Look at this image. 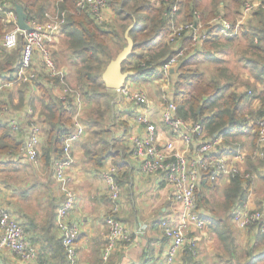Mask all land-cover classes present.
Instances as JSON below:
<instances>
[{
	"label": "crops",
	"instance_id": "obj_1",
	"mask_svg": "<svg viewBox=\"0 0 264 264\" xmlns=\"http://www.w3.org/2000/svg\"><path fill=\"white\" fill-rule=\"evenodd\" d=\"M199 2L202 3L201 0ZM225 4L222 1L221 6L217 7L216 11L218 9H220V12L226 11ZM186 5L184 2L179 11L182 20L190 19L188 18ZM214 7L207 9L206 6H200V14L203 16L200 15L201 18L205 20V18H211L213 14H216L213 13ZM110 10L109 8L108 11ZM251 17L249 16L243 24L242 30L246 37L245 32L251 31L248 22ZM108 22L107 20L106 23ZM246 24H248V27L244 29ZM232 38L234 37L221 35L218 39H215V45L213 43L209 49L206 48V42L195 51L190 48L192 52L190 51L188 56L199 53L202 56L201 59L209 57L220 61L222 59L221 54H225V49L221 50L222 43L224 41L230 43ZM246 40L249 42L248 38ZM165 41L168 42L167 37ZM255 41L258 42V37ZM187 47H190L189 43L184 44V48L187 49ZM246 48L244 49L246 50ZM246 59L255 63L254 68L250 67V70L254 69L255 72L247 73L246 80L257 86L256 90L259 97H247L243 101L241 112L248 106L253 107L258 101L263 105L264 101V74L261 73L260 65L257 67L256 61L252 57ZM160 68L161 66L156 69V74L149 78L140 80L128 78L130 80L126 81L125 85L147 92L151 98V116L157 124L161 136L168 138L171 135L161 120V109L164 102L167 99H172V96L175 95V85L180 67L177 71L173 70L171 72L170 86H165L162 83L164 80L160 78ZM4 76L3 72L1 77L4 78ZM144 83L145 85H143ZM151 83H159L158 88L150 86ZM38 84L47 85L44 81H41V83L17 84L4 90L0 97L1 107L2 105L9 107L7 116L2 117L0 123L11 129L7 119L10 117L18 118L20 132L14 133L12 129L11 132L21 143V146L12 152H0V203L24 225L39 247L40 254L37 259L26 261L10 250L1 249L0 264L57 263V258L54 257L56 253L50 245L55 244L56 239L62 238V229L59 227L57 220V209L61 197L54 175V164H48L43 157L50 128L46 123L45 92ZM240 89L236 88L239 92L244 91ZM52 91L54 96L60 98V89L52 88ZM117 91L120 98L114 103L111 119L109 121L108 118L107 121L105 120L107 122L106 126L112 129V134L109 132L105 137L106 140L112 143L113 153L105 157L101 166L90 158L89 153L96 151L102 145L101 140L104 139L100 138V134L95 133L98 130L97 124L86 122V132L74 144V161L68 170L70 185L77 196L71 217L79 221L81 226V234L77 245L79 264H89L90 261L86 257L90 256L93 251L98 255V260L103 263V251L109 232V226L106 222L108 216H113L123 222L129 239L119 241L106 263L165 264L166 252L171 243L161 233L158 226L159 220L164 217H169L173 221L178 220L184 208L182 203L172 196V188L159 175L147 174L141 170L139 160L131 152L132 143L130 140L131 135L143 131L133 117L134 111L138 108L124 97L120 89ZM245 116L247 121L237 130L225 127L213 135H224V143L227 147L225 152H233L241 148H248L252 152L247 161L248 164H246L248 170L258 173V180L256 179V183L252 182L251 189L242 206L264 210V165L257 166L254 164L253 168L249 165L252 160L259 157L264 161V146L261 149L258 148L257 130L254 121H252V119H255V114ZM32 117L38 121L42 129L39 145V149L42 150L39 158L33 162L27 158L24 152V145L30 129L29 119ZM207 132L210 134L208 129ZM110 168H114L116 177H120L119 183L122 194L117 200L111 198L106 182L105 174ZM231 181L221 177L209 187H202L201 185L199 190H203V195L207 196L211 188L222 186L224 182L228 183L224 191L225 201L222 203L224 205H219L223 212L209 210L207 197L204 204L207 207L204 205L198 207L207 221L206 227L197 228L191 225L187 230L189 236L198 238V253L189 259L186 247L181 248L176 257V264H238L239 262L264 264V229H261L260 226L242 229L233 222L235 211L233 209L235 208L231 207L233 205L228 202L226 196V189ZM240 199L243 198L240 197ZM211 218L222 220V222L212 225V223H209ZM225 222L228 223L231 229L228 230V233L232 234L233 241L232 239H229L228 242L223 241L217 231L224 230L222 225ZM41 249L44 255L41 253ZM232 251L236 252V257L232 256Z\"/></svg>",
	"mask_w": 264,
	"mask_h": 264
},
{
	"label": "built area",
	"instance_id": "obj_2",
	"mask_svg": "<svg viewBox=\"0 0 264 264\" xmlns=\"http://www.w3.org/2000/svg\"><path fill=\"white\" fill-rule=\"evenodd\" d=\"M109 0H78L77 9L90 13L95 22L103 25L107 22ZM264 7V0H245L236 22L223 13H217L203 20L196 10L193 19L182 20L179 16V3L172 6L171 12H166L169 18L170 30L167 40L176 43L183 38H190V48L195 51L202 47L209 37L210 27H218L222 35H238L247 18L257 9ZM0 11L3 12L7 25L13 27L7 30L2 38L6 50H12L21 43V57L13 71L6 73L0 79V97L4 90L17 84L44 81L61 90L60 98L67 102L70 95L75 104L73 121L74 128L62 139V153L54 160V175L61 197L57 209L58 225L62 229V244L71 264H79L78 239L81 234L80 222L72 219L77 196L70 185L68 170L74 161V144L86 132L87 126L83 121L82 112L84 100L79 89L69 81L68 70L60 66L51 49L57 33L62 31L67 21V10H47L45 14L35 15L27 20L30 29H22L18 24L16 7L12 8L7 0H0ZM191 51V52H192ZM186 52L182 46L160 68V78L165 86H170L171 72L179 69L181 56ZM124 97L138 109L134 111L135 122L143 129L142 132L131 135V152L139 160L140 168L147 174L159 175L172 188V196L183 205L178 220L164 217L159 220L161 233L169 239L171 246L166 252L165 264H176V257L181 248L186 247L194 255L198 253V238L189 236L187 230L191 225L205 228L207 221L198 208L197 191L202 185L203 178L218 181L221 177L232 180L242 175L252 152L241 148L233 152H225L223 134L209 136L205 124L201 121L186 119L180 116L178 104L166 100L161 109V120L167 127L171 137L163 138L157 124L151 116V98L145 90L133 89L124 85L120 89ZM252 97V96H251ZM9 107L0 106V121L7 116ZM8 124L14 133L20 132L18 118L10 117ZM30 129L24 145V152L31 161L39 157V145L42 129L34 117L29 119ZM257 130L258 148L264 146V115L252 119ZM235 129V128H234ZM250 177V173H246ZM106 182L113 200L121 197L122 188L116 177L114 168L107 170ZM109 226L103 260L108 261L121 239L128 240L124 224L121 220L108 216ZM233 222L245 229L264 222V210L248 206H239L234 211ZM7 249L26 261L39 257L40 249L31 238L24 225L12 216L11 212L0 203V250Z\"/></svg>",
	"mask_w": 264,
	"mask_h": 264
},
{
	"label": "trees",
	"instance_id": "obj_3",
	"mask_svg": "<svg viewBox=\"0 0 264 264\" xmlns=\"http://www.w3.org/2000/svg\"><path fill=\"white\" fill-rule=\"evenodd\" d=\"M67 1L68 0H61L58 4V8L56 9L60 11L67 10ZM77 1L78 0H76L75 3L72 1L71 3V7L75 8V11L78 10ZM129 1L130 0H122L120 4L121 7L117 9L119 14H125V19H130L129 24L127 23L128 25L126 24L125 26L126 28L134 23V27L131 29L130 35L134 39L135 47L123 66L125 68V65H127L128 70L134 71V74L130 77L131 79L140 80L142 78H149L155 75L156 69L162 66L173 54L177 52L179 48L184 46V42L187 41V44L189 43V37L183 38L175 44L165 41L170 30L169 18L167 17L166 12H171L173 4L176 2H179L180 7H182L185 1L161 0V6L157 7L156 3H153L152 0H134L135 3L131 6L132 10L126 11L125 8ZM199 1L200 0H186L188 18L193 19L195 17L196 10L201 13V4ZM16 2H18L17 4L21 5L27 13V20L32 19L35 15H44L47 9L45 2L39 4L38 0H16ZM110 2L111 0H109V4H111ZM244 2L245 0H230L224 5L226 11L220 12V9L216 11L218 7L216 6L214 7L213 13H223L224 16L233 22H236L238 19V13H240ZM232 6L234 7L232 8ZM11 7L15 8L12 5ZM75 15L77 14H70L67 10V21L64 24L62 31L66 32L69 36L68 43L72 53L76 58L81 60V65L78 67V82L82 85L87 84L90 90L86 92V95L92 96V93H97L98 87H100L99 85H102L103 82L102 79H100V82L98 81L99 76L101 77L102 63L106 62V64H108L112 59L110 58L107 36L109 34H113L114 32L108 30L106 25L105 27L99 26L90 13L86 11H81L80 15ZM214 15L215 14H213V16ZM251 16L252 17L248 20L251 31H247L245 33L249 39L253 53L258 52V55H263L264 59V7L257 9ZM0 21L3 24H6L2 11H0ZM248 24L244 26V29L248 27ZM209 29V37L206 40L207 49L213 45L215 39H218L222 35V32L218 27H210ZM115 35L119 36L117 32L114 36ZM140 35H142V38L139 39ZM256 37H258V42L255 41ZM122 38L125 40L124 33ZM136 48L142 49V51L137 52L135 51ZM201 57L202 56L199 53H195L186 59H182L179 64L180 70L176 81L174 95L176 103L178 104V112L180 116L186 119L203 122L210 133L209 135L212 136L214 133L219 132L225 127H231L237 130L247 121L246 116L239 115L242 110L243 101L247 97H254L256 94V87L247 88L249 91L246 90L242 92L237 91L235 88L229 90L232 82H223L220 75L213 80L208 81L206 79L204 81V71L199 69L184 70V67L189 64L199 62ZM19 59L14 63L11 62L9 58L0 60V79H3V77H1L3 72L4 75H6L7 72L15 69ZM255 61L257 67L260 65L261 73L264 74V62L256 59ZM221 70V74L226 73L225 68H221ZM258 76L261 77L260 75ZM194 77L195 81L193 80ZM199 77L203 82L201 85L198 80H196ZM39 82L41 83V81H37L36 83ZM38 85L41 86V89L45 92L46 123L50 128L43 157L48 164L52 165L54 164L55 158L60 156L62 153L63 137L74 128L73 109L75 108V104L70 95L67 98V102H64L63 99L54 96L52 88L48 83L47 85ZM75 88L79 89L82 96H84L79 85ZM257 97H259V95ZM222 98L224 101L218 102L219 99ZM105 113L106 112L102 110L99 111L97 118H83L84 123L87 122L97 124L98 130L95 131V133L100 134V138L104 139L101 140L102 145L96 151L89 153L90 158L95 160L96 164L99 166L104 163L106 156L113 153L112 143L106 140L105 137L110 131L108 126H106V122H102V119H107ZM261 115H264V101L261 108L255 113L254 118H258ZM20 146L21 143L13 136L11 129L7 125H1L0 123V152H12ZM117 179L120 182V177L117 176ZM214 183L215 181L205 177L202 181V187H209ZM251 185L252 178L248 179L242 175H237L232 179L226 189L227 200L231 205H233L231 207L236 209L245 203L244 201L248 196ZM204 196L203 190L197 191L199 208L202 206L201 200ZM240 197L243 199H240ZM220 222H222V220H216L214 218L209 220V223H212V225H215L216 223L220 224ZM222 226L224 230L217 231L223 241L228 242L229 239H232L233 241V237H231L232 234L228 233V230L230 229L228 223L225 222ZM258 226H260L261 229H264V222H261ZM52 245L50 246L51 248H54L56 253L54 256L57 258L56 264H71L62 244V240L56 239L55 244ZM41 253L43 254L42 249ZM186 253L189 259L194 257V254L188 248ZM232 256L236 257L235 251H232ZM238 264L244 263L239 262Z\"/></svg>",
	"mask_w": 264,
	"mask_h": 264
},
{
	"label": "rangeland",
	"instance_id": "obj_4",
	"mask_svg": "<svg viewBox=\"0 0 264 264\" xmlns=\"http://www.w3.org/2000/svg\"><path fill=\"white\" fill-rule=\"evenodd\" d=\"M12 6L16 7L18 2H16V0H7ZM39 4L44 3L46 4V8L47 10H55L56 8H58V4L60 3L61 0H38ZM72 1L75 3L74 0H68L67 1V10L68 13L72 14H77L80 15L81 11L79 10H74L75 8L71 7V3ZM121 1L122 0H111V4L109 6V8L111 9L110 11H108V23L105 24H101L99 26H107L106 28H108V30H110L111 32H114L113 34H109L107 36V41H108V48H109V53H110V58H115L116 55L127 45V39L125 36V40H123L122 35L124 33H126L127 28L125 27L126 24L130 22V19H125V14H119L117 12V9H119L121 6ZM185 4H186V0ZM202 3L200 6H206L207 9H210L212 7H216V6H221V2L224 1L225 3H228V1L230 0H201ZM153 3H156L157 7L161 6V0H152ZM135 1L134 0H130L128 5L126 6L125 10L126 11H131L132 8L131 6L134 5ZM179 3V2H178ZM114 4V6H113ZM76 7V6H75ZM180 7V4H179ZM234 6H232L233 8ZM181 9V7H180ZM75 15V16H77ZM127 24V25H128ZM13 27L12 24L7 25V24H3L0 21V60L4 59V58H9L11 60V62H15L16 60L19 59L20 55H21V50H22V42L18 45V47L12 49V50H5L3 48L2 45V38L5 34V32L7 30H10ZM118 33L119 36L115 35V33ZM68 34L66 32L61 31L55 38L53 45H51V49L53 51V55L57 61V63L60 66L65 67L68 70L69 73V81L70 83L76 87V86H80L83 92V100L85 101V106L82 112V116L83 118H97L99 111H105V115L107 116V120L109 121V119H111L113 111H114V103L115 101L119 100L120 96L119 93L117 91V89L114 88H108L105 85V82L102 78V74L107 66L106 62L102 63V71H101V77L99 76L98 81L100 82V79H102V85H99L100 87H98V91L97 93H92V96H88L86 95V92L88 90H90L89 86L87 84H80L78 82V67L81 65V60L76 58L74 56V54L72 53L70 47H69V43H68ZM234 38H232L231 42L228 43L227 41H224L222 43V49H225V54H221V60H215V59H210L208 58H202L201 60H199V62L197 63H192L189 64L188 66L184 67V70H195V69H199L201 71H204V81L207 79L208 81L215 79L217 76L220 75V78L223 80V82H232L231 88L229 90L232 89H236V88H241L240 90H248L247 88H254L257 86L255 84L250 83L249 81L246 80V75L247 73H253L255 72L254 69L250 70V67L254 68V64L253 62H249L247 61L246 58L248 57H252L254 60H258V61H263V55H258L257 53H253V49H251V46L248 45L249 42H247L246 40V36L243 33V30H241V32L236 35L233 36ZM142 38V35L139 36V39ZM236 39V40H235ZM235 40V41H234ZM168 41V40H167ZM190 42V41H189ZM186 42H184V44H186ZM221 44V43H220ZM221 47V45H220ZM247 47V48H246ZM246 48V50L244 49ZM249 52H246L248 51ZM137 52L142 51V49L136 48ZM148 51V50H146ZM190 47H187L186 52L184 55L181 56V59H186L189 56L190 53ZM255 51V49H254ZM256 52V51H255ZM220 54V53H218ZM263 54V53H262ZM110 62V61H109ZM257 65V64H256ZM126 70H128L127 65H125ZM221 68H225L226 73L221 74L222 70ZM182 70V69H181ZM248 70V71H246ZM246 72V73H245ZM245 73V74H244ZM245 75V76H243ZM178 79V77H177ZM130 79H128L127 81H129ZM193 80L195 81V77L193 78ZM196 80H198L199 84L201 85L202 79L199 77ZM104 83V85H103ZM163 84H165L164 82H162ZM159 84V83H158ZM157 83H151L150 86L157 87L158 85ZM145 85V83L143 84ZM149 86V88H150ZM175 89H176V85H175ZM249 91V90H248ZM195 92V91H194ZM258 91L256 90V94L254 96H258ZM167 98V97H166ZM252 98H254L252 96ZM256 99V97H255ZM168 100V99H167ZM173 101L176 102V99L172 96ZM259 100V99H258ZM261 101H263L262 98H260ZM224 99H219L218 102H223ZM259 102V103H258ZM254 104L253 107L248 106L244 109V111H242L239 115L240 116H245V115H253L255 114L262 106V104L260 103V101H258ZM1 106V104H0ZM104 115V116H105ZM106 120V121H107ZM102 122H105V119H102ZM107 123V122H106ZM109 128V127H108ZM109 132L112 134V129L109 128ZM225 139V138H224ZM41 148L39 149V154L41 152ZM39 158V157H38ZM259 158H256L255 160H252L250 162V167L253 168L254 164L257 166H262L264 165V161ZM33 162V161H32ZM248 164V163H247ZM247 164L244 166L243 168V172H242V176H244L245 178H252V182L254 181L256 183V179L258 178V173L254 172V171H250L247 168ZM246 173H250L251 176L248 177L246 176ZM258 180V179H257ZM228 183L224 182L222 186H217V187H213L211 188V191L208 192L207 196L203 197L201 200V204H205L207 197H208V208L209 210L217 211V212H223L222 208L219 205L222 204L225 201V197H224V191L226 188V185ZM256 200V199H255ZM226 204V203H225ZM224 205V204H222ZM206 206V205H205ZM207 207V206H206ZM223 207V206H222ZM218 208V209H215ZM220 209V210H219ZM235 224V223H234ZM236 225V224H235ZM255 225L251 226L254 227ZM86 259H88L90 261L89 264H108L106 263L107 261H103L100 262L98 260V255L94 253H91L90 256L88 255L86 257Z\"/></svg>",
	"mask_w": 264,
	"mask_h": 264
},
{
	"label": "water",
	"instance_id": "obj_5",
	"mask_svg": "<svg viewBox=\"0 0 264 264\" xmlns=\"http://www.w3.org/2000/svg\"><path fill=\"white\" fill-rule=\"evenodd\" d=\"M16 11L18 13L19 26L22 29H30L31 27L27 22V13L24 11L23 7L21 5H17ZM133 27L134 23L126 30L125 36L128 42L127 45L116 55L115 58L110 60L102 74V78L108 88H114L117 90L121 89L124 87L127 79L134 74L133 70H126L123 66L135 47L134 39L130 35V31Z\"/></svg>",
	"mask_w": 264,
	"mask_h": 264
}]
</instances>
